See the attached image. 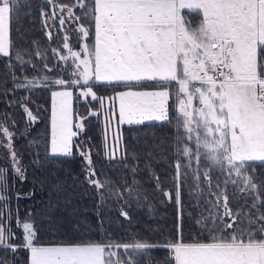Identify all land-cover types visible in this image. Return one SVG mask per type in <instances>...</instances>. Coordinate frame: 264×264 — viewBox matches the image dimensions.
Returning <instances> with one entry per match:
<instances>
[{"label":"snow or ice","instance_id":"snow-or-ice-1","mask_svg":"<svg viewBox=\"0 0 264 264\" xmlns=\"http://www.w3.org/2000/svg\"><path fill=\"white\" fill-rule=\"evenodd\" d=\"M37 10L46 41L54 46L42 51L37 41L18 45L13 32L20 35L22 15L32 17V0H0V57L8 58L12 77L5 94L29 93L21 104L29 125L38 122L40 111L29 107L30 94H50L43 159L82 158L85 181L100 193L101 203L112 198L131 224L128 209L151 211L155 193L135 179L138 154L129 153L118 132L108 143L107 128L116 117L118 125L171 124L172 188L161 191L176 205L177 221L163 244L138 234L123 242L105 234L41 243L35 215L22 219L19 206L11 204L9 173L24 180L26 169L14 145L16 122L6 115L0 147L10 168L0 166V249L28 250L29 264H264V0H43ZM16 67L22 73L30 67L32 77H18ZM147 82L153 90H134ZM99 86L125 90L105 96ZM77 101L85 105L83 114ZM102 115L104 159L123 163L131 155L137 161L131 179L102 178L90 138L81 139L89 119ZM34 156L39 163V148ZM153 179L160 188V177ZM185 195L198 213H188L196 225L188 239ZM161 249L167 256L154 258ZM0 264L9 261L0 258Z\"/></svg>","mask_w":264,"mask_h":264},{"label":"trees","instance_id":"trees-1","mask_svg":"<svg viewBox=\"0 0 264 264\" xmlns=\"http://www.w3.org/2000/svg\"><path fill=\"white\" fill-rule=\"evenodd\" d=\"M33 15L21 17V32L18 36L13 32L16 43L27 48L32 41H37L44 51L51 45L46 41L41 24L38 8L43 0H32ZM15 27V25H14ZM51 64V60L48 61ZM8 58L0 57V120L10 116L16 122V136L14 145L26 169V179L20 180L10 171L11 177V204L18 205L20 216L23 219L28 212H32L40 229L41 243H69L85 239H104L105 234L116 241H127L138 234L152 242L163 244L170 232L175 230L177 221L176 205L167 202L162 190L172 188L171 177L174 155L167 145L173 138V125L161 121H145L143 125H118V117L114 118L107 128L108 143L113 142V133L118 132L121 143L127 147L129 153L133 150L138 154V171L135 179L150 193L152 209L147 206L129 210L132 223L129 224L117 211V203L106 196L104 203L100 201V193L90 186L84 177V161L79 156L75 158H60L45 160L44 147L50 134L51 98L46 90H34L29 107L39 108V120L29 125L21 106L23 98L29 93L25 90L5 94V88H12V77L7 68ZM12 63L15 65V59ZM39 67V64L37 65ZM16 75L32 77L33 70L28 67L24 73L19 67L15 68ZM152 82H147L142 88L134 90H153ZM100 95H113L116 91L125 90L123 87L99 86ZM93 107H99L92 102ZM77 111L85 112V105L77 101ZM118 111V107L116 109ZM87 132L81 139L90 138L89 146L94 149L93 160L98 174L108 177L114 182L131 179V166L137 161L131 155L125 162H108L104 159L105 121L103 115L99 118H90L87 122ZM31 145V147H30ZM40 150L39 163L34 162L35 150ZM98 152L99 156L95 153ZM148 152L152 156L147 155ZM125 163L128 167H125ZM0 166L10 168V160L6 149L0 147ZM261 170L258 168V171ZM160 177V188L155 187L153 176ZM20 194V199L16 195ZM183 234L185 239L190 238L196 231V225L188 213L198 218L197 210L190 206L187 195L184 197ZM99 213V215H98ZM103 221V227L100 224ZM151 230V231H150ZM13 231L20 236V231L13 227ZM15 243H20L17 239ZM154 258L162 259L167 256L163 249L152 253ZM30 253L26 249H19L16 253L0 249V258H6L9 264H29Z\"/></svg>","mask_w":264,"mask_h":264}]
</instances>
